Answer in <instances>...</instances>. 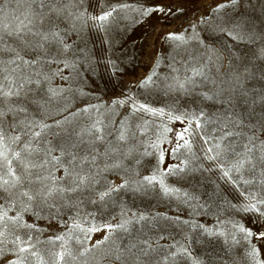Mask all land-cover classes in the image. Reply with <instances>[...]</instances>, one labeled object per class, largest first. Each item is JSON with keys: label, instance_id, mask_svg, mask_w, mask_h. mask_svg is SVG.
I'll use <instances>...</instances> for the list:
<instances>
[{"label": "rangeland", "instance_id": "374dc122", "mask_svg": "<svg viewBox=\"0 0 264 264\" xmlns=\"http://www.w3.org/2000/svg\"><path fill=\"white\" fill-rule=\"evenodd\" d=\"M0 152V264H264V0H0Z\"/></svg>", "mask_w": 264, "mask_h": 264}, {"label": "snow or ice", "instance_id": "6c2138e0", "mask_svg": "<svg viewBox=\"0 0 264 264\" xmlns=\"http://www.w3.org/2000/svg\"><path fill=\"white\" fill-rule=\"evenodd\" d=\"M106 18H107L106 16H102V17H100V19H102V20H103V19H106ZM21 23L23 24V22H21ZM23 26H24V27H27V24H23ZM12 62L14 63L15 61H12ZM24 63H28V61H24ZM4 159H6V157L4 156V154H3L2 152H0V163H2V161H3ZM7 183H8V181L5 180V181H4V184H7ZM23 195L27 196L29 200L32 199V196L29 195L27 192L23 193ZM2 219H3V216L0 215V220H2ZM0 235H3V233H0ZM249 235H251V233H249ZM19 240H20V238L17 237V241H19ZM22 243H25V242H22ZM0 251H2V250H0ZM20 251H21V252H25V251H28V249H27L26 247H21V248H20ZM62 258H63V257L61 256V259H62ZM0 259H2V257H0ZM8 264H17V262H16V261H9Z\"/></svg>", "mask_w": 264, "mask_h": 264}]
</instances>
